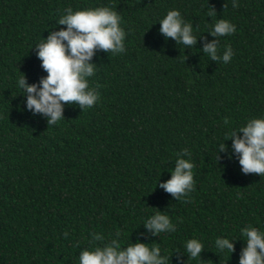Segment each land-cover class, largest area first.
<instances>
[{"label":"trees","instance_id":"16d2710c","mask_svg":"<svg viewBox=\"0 0 264 264\" xmlns=\"http://www.w3.org/2000/svg\"><path fill=\"white\" fill-rule=\"evenodd\" d=\"M236 2L0 0V264H79L83 250L111 239L122 249L159 246L167 264L179 256L184 264H239L243 229L264 233V176L242 172L229 134L264 118V0ZM106 6L121 17L125 51H97L88 79L99 100L84 110L66 104L49 126L27 109L17 82L22 73L29 85L47 76L35 47L66 30L58 23L65 9ZM170 10L193 25L194 47L160 33ZM220 19L236 27L218 38L221 58L233 51L228 63L202 51ZM184 149L194 190L177 201L159 184ZM158 211L176 231L154 236L144 227ZM217 238L234 242L235 252L218 249ZM190 239L202 243L201 257L189 259Z\"/></svg>","mask_w":264,"mask_h":264},{"label":"clouds","instance_id":"9594fccd","mask_svg":"<svg viewBox=\"0 0 264 264\" xmlns=\"http://www.w3.org/2000/svg\"><path fill=\"white\" fill-rule=\"evenodd\" d=\"M232 6L237 8L239 4L233 0ZM215 13L214 7H209L208 15ZM120 20L118 12L107 6L80 11H73L71 7L65 9L58 23L66 26V30L52 31L47 39L35 47L47 76L38 84L29 85L26 75L22 73L17 82L24 91L27 109L34 115L43 114L51 126L64 118L66 104L78 105L83 110L93 107L100 97L96 88L89 85L88 78L94 75L96 66L91 61L97 51L113 54L125 51L126 34L120 27ZM159 24L160 33L177 44L194 47L198 42L193 34V25L186 23L177 10L168 11ZM235 31V25L220 19L209 33L215 39L207 42L205 38L203 53L212 61L222 59L224 63L230 62L233 51L230 46L227 47L221 58L218 55V38L232 35ZM229 136L242 172L245 175L264 176V118L250 119L246 126L232 131ZM228 151L227 143L219 145V153ZM190 155L189 150L184 149L171 171L172 178L159 184L177 201L186 198L194 190V164L183 158ZM220 159L219 155L218 161ZM144 227L154 236L176 231L169 216L159 211L146 221ZM243 235L246 237V246L240 253L239 264H264V233L249 226L243 229ZM115 236L119 238L121 232L117 231ZM94 239L103 241L104 237L95 235ZM215 244L220 250L227 249L232 254L235 252V243L229 239L217 238ZM186 250L189 259H195L201 257L204 248L199 240L190 239L186 242ZM167 260V257L161 256L159 246L149 247V244L137 242L122 249L119 239H111L94 250H83L79 256V264H167ZM178 264H184L182 256L178 257Z\"/></svg>","mask_w":264,"mask_h":264}]
</instances>
